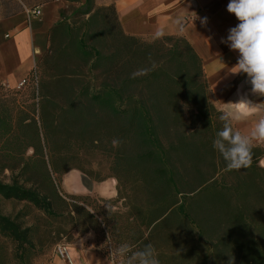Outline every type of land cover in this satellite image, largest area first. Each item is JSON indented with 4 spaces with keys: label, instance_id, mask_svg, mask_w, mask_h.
Segmentation results:
<instances>
[{
    "label": "trees",
    "instance_id": "1",
    "mask_svg": "<svg viewBox=\"0 0 264 264\" xmlns=\"http://www.w3.org/2000/svg\"><path fill=\"white\" fill-rule=\"evenodd\" d=\"M92 1L86 0L88 8L83 15L89 17L83 20L81 26L61 21L50 30V45L37 62L31 76L37 70L41 73L40 97L47 99L48 103L52 102V98L65 96L66 106L60 108V118L61 115L68 114L71 115L68 119H71L82 111L78 110V102L85 98L89 106L82 109H90L99 116H105L115 126V135L126 138L128 145L133 143L134 148L140 151L139 163L147 161L153 167V173L137 180L148 191L145 201L139 198L138 189L134 186L131 187L133 195L123 197L119 178L112 176L119 181L118 201L127 202L131 211L126 222V217H123V221L118 214L106 218L117 243H128L139 249L151 243L160 264H264V167L259 165L264 150L254 147L251 166L240 170L244 177L238 178V189H231L219 182L216 176L208 178L200 172L199 166L206 163L209 153L199 146V133L183 134L170 143L168 148L164 146L157 132L165 121L159 110L164 102L160 101L159 105L157 99L163 90L180 87L183 90L180 93H188L186 96L189 101L198 115L204 114L205 121L215 116L208 115L206 110L209 89L202 61L184 38L154 37L158 44L156 51L163 58L162 63L155 67L152 65L142 72H134L123 79L125 64L119 63L117 55L105 56L98 47L90 44V30L101 12L112 11L114 22L126 41L140 43L142 38L124 35L114 6L94 10ZM151 50L154 48L142 45L138 51L147 57ZM68 59L80 61L82 66L77 65L71 70ZM167 65L171 70L166 71ZM83 67L90 70L102 69V74L108 81L92 88L90 84L76 80L75 77L81 75L80 69H84ZM136 83H144L150 90L154 89L149 100L126 94V89ZM211 109L216 113L214 105ZM218 114L222 112L218 110ZM43 115L46 121L49 116L47 108H44ZM174 121L185 125L182 115ZM19 124L21 125L13 121L10 109L0 111V150H4L9 157L24 156L29 149L34 150V155L44 156L38 127L34 124L22 127V122ZM28 127L33 129L28 130ZM45 130L48 137L45 148L52 156L53 172L63 174L72 169L83 171L81 168L60 170L56 166L53 158L59 151L49 141L53 130L47 124L43 125V131ZM24 137L35 139V142L26 143L22 140ZM179 151L193 161L190 169L196 171V176L189 173L190 170L185 165L182 168L175 166L173 155ZM214 157L213 155V168L216 171ZM256 172H261V176ZM45 173L44 190L34 186L32 181L20 183L14 179L11 184L0 182V197L6 201L32 206L48 220L62 216L57 210V204L68 205L61 195L73 200L84 198L65 195L59 190L60 186L53 180L48 169ZM28 183L32 186L27 187ZM118 201L101 202L115 206ZM28 216L21 211L9 215L0 209V239L15 246L12 256L21 264H30L32 258L43 252L45 245L49 243L40 236L42 230L27 221ZM84 220L89 224H98L95 216L86 211ZM4 259V251L0 247V264H4Z\"/></svg>",
    "mask_w": 264,
    "mask_h": 264
},
{
    "label": "rangeland",
    "instance_id": "2",
    "mask_svg": "<svg viewBox=\"0 0 264 264\" xmlns=\"http://www.w3.org/2000/svg\"><path fill=\"white\" fill-rule=\"evenodd\" d=\"M49 1H58L60 4L59 22L63 21L72 26H81L80 24L84 22L83 20L89 17L83 15L88 8L86 0ZM91 6L94 7V10L105 8L98 6L97 0H93ZM106 16H108V19ZM90 33L88 39L90 44L98 47L105 56L117 55L119 63L125 64L123 79H126L127 76H130L134 72H142L152 67V65L160 64L163 59L161 58L162 55H158L156 51L158 44L154 41V38L140 39V43L126 41L118 25L114 22L112 11L101 12L93 24ZM49 45L50 38L48 33L45 37L42 56ZM142 45L154 48L153 51L151 50L152 52L149 56L146 57L141 52L139 53L138 50ZM130 50L131 52H129ZM128 61L130 62L127 64ZM67 62L71 70L77 67V65L82 66L80 61L68 59ZM165 68L168 69L166 71L171 70V67L168 65ZM80 71L82 72L81 75L75 77V79L82 83L90 84L92 88H97L103 81H108V79L104 78L102 69L90 70V68H84L80 69ZM40 80L41 73L37 70L33 76L29 77L26 84L18 89H10L0 83L2 87H0V111L2 109H10L13 121L17 125H21L19 123L22 122V127H27L30 124L36 125L41 133V144L44 150V156L34 155V150L29 149L27 154L20 157H9L5 154L4 150H0V182L11 184L14 179H17L20 183L32 181L34 186L37 185L40 190H44L45 172L48 169L53 180L60 186L59 180L62 173L55 174L53 172L52 156L45 148V141L47 140L48 142V137L46 136V130L45 132L43 131V125L47 124L53 130L49 141L51 144L56 145L55 147L59 151L53 160L60 170L81 168L97 180L116 176L119 178L123 197L133 195L134 192L131 191V187L134 186L138 189L139 198L145 201V198L148 197V191L144 187H141L137 180L147 177L149 173H153V167L147 161L139 163L138 155L140 151L134 148V144L128 145L126 138L123 139L121 135L118 138L113 128L115 126L104 118L105 116H99L97 112L90 109H82L84 106H89L85 98H81L78 102V110L82 111L72 116L71 119H68L71 116L68 114L61 115L60 118L61 113L59 110L66 106L65 96L60 95L52 98V102L48 103L47 99L40 97L42 95H40ZM126 91V94H130V96L134 94V98L149 100L154 89L150 90L144 83H136L130 85ZM172 92H177V94H173ZM180 92H183L180 87H173L171 90H163L162 94L159 93L157 97L159 102H164L163 107H160L159 110L165 121L157 129L163 145L168 148L170 143L175 142L183 134L191 135L193 132L199 133L197 142L203 151L209 153L208 158H206L207 160L205 159L206 163L199 166L202 175L208 178L212 175L216 176L218 181L223 183L227 188L238 189V178L244 177V175L240 171L227 170L225 161L213 148V140L216 137V133L222 128V122L219 119L221 114H218L216 107V113L213 112L211 107L214 104H212L209 97V102L206 101V106L208 105L206 110L208 115L212 114L215 116L205 121V118H203L204 114L198 115V111L194 109V106L189 101V97L186 96L188 93L185 95ZM161 102L159 105H161ZM54 105L58 107H54ZM44 108H47L49 113L46 121H44L45 118L43 117ZM179 115H182L185 121L184 126L174 121ZM76 118L78 119L75 120ZM31 129L33 127H28V130ZM22 140L26 143L35 142V139H31L30 137H24ZM116 140L119 142L115 145L114 142ZM181 154L179 151L173 155L175 166L182 168L185 165L190 170L189 173L196 176V171H191L190 169L193 161L188 160V157L186 158ZM213 155L216 159V171L213 168ZM256 173L259 175L261 172ZM31 186V183L27 184V187ZM61 196L66 200L68 205L57 204V210L62 216L54 220H48L32 206H26L14 201H6L0 197V209L3 213L10 215L21 211L29 215L27 221L30 224L38 226L42 230L40 233L42 239L49 241L45 245L44 251L32 258L30 264H50L55 246L72 242L77 236L86 235L91 232L97 235L103 246H110L112 244L111 240L114 244L112 245L114 249L120 245L117 243V238L112 234L111 224L108 223L106 218L118 214L122 218L126 217L125 221L123 218L124 222L128 221L127 217L131 211L127 207V202L121 200L123 206L116 203L115 207L119 206L118 210L114 209V206L111 204H105L96 198L84 197L73 200L66 198L64 195ZM232 199L235 201V198ZM85 211L94 215L95 219L98 220V224L86 222L84 220ZM0 247L4 251V264H21L12 256L15 246L11 242H7L1 238ZM133 249L139 248L133 247ZM120 259L117 261L120 262Z\"/></svg>",
    "mask_w": 264,
    "mask_h": 264
},
{
    "label": "crops",
    "instance_id": "3",
    "mask_svg": "<svg viewBox=\"0 0 264 264\" xmlns=\"http://www.w3.org/2000/svg\"><path fill=\"white\" fill-rule=\"evenodd\" d=\"M98 6H114L122 32L128 37L184 38L202 61L209 97L222 113L231 111L235 129L248 130L264 109H245L235 103H264V96L254 94L246 74H233L239 53L221 43L228 30L239 21L227 11L229 0H97ZM38 8L42 14L29 20L26 10ZM60 4L49 0H0V83L10 89L22 87L36 69L42 56L45 37L58 22ZM207 22L202 24V19ZM183 29V31L181 30ZM255 147L264 150V143ZM264 167V155L259 159ZM60 190L68 196L119 200V181L109 177L93 180L83 171L72 169L60 176ZM118 201V205H122ZM119 207V206H118ZM114 206V209H118ZM109 240V238H108ZM110 241V240H109ZM112 243V244H111ZM100 243L94 232L77 236L66 243L67 258L51 257L50 264H111L114 245ZM119 259V258H118ZM117 259V260H118ZM120 264V262H116Z\"/></svg>",
    "mask_w": 264,
    "mask_h": 264
},
{
    "label": "clouds",
    "instance_id": "4",
    "mask_svg": "<svg viewBox=\"0 0 264 264\" xmlns=\"http://www.w3.org/2000/svg\"><path fill=\"white\" fill-rule=\"evenodd\" d=\"M227 11L234 14L239 21L228 30L227 38L221 39V43L239 53L232 73L246 74L252 86L251 91L264 96V0H229ZM206 22L207 18L201 21L202 24ZM156 35L159 37L162 33L157 32ZM235 105L249 110L264 109V103L252 104L244 100ZM219 119L222 128L216 133L213 148L225 161L227 170L240 171L249 168L253 161L254 147L264 143V115L246 131L234 128L233 120L238 119V116L234 117L231 111L222 113ZM110 256L111 264H116L118 258H121L120 264H160L151 243L135 250L130 244L122 243Z\"/></svg>",
    "mask_w": 264,
    "mask_h": 264
},
{
    "label": "built area",
    "instance_id": "5",
    "mask_svg": "<svg viewBox=\"0 0 264 264\" xmlns=\"http://www.w3.org/2000/svg\"><path fill=\"white\" fill-rule=\"evenodd\" d=\"M27 16L29 20L36 19L41 16L42 12L40 9H28L26 10ZM27 81H24L22 86L26 84ZM54 256L60 257L61 259L67 258V252H66V244H58L54 248Z\"/></svg>",
    "mask_w": 264,
    "mask_h": 264
}]
</instances>
